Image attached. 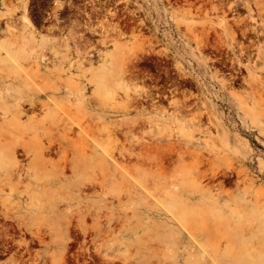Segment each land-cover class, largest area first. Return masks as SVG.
I'll use <instances>...</instances> for the list:
<instances>
[{
	"label": "rangeland",
	"instance_id": "rangeland-1",
	"mask_svg": "<svg viewBox=\"0 0 264 264\" xmlns=\"http://www.w3.org/2000/svg\"><path fill=\"white\" fill-rule=\"evenodd\" d=\"M127 2L131 28L126 35L112 28V23L121 24V20L104 17L105 39L92 44L94 63L71 67L67 41L71 45L74 41L66 38L68 28L47 26V22L35 17L37 13L28 10L37 26L33 29L24 20V8H28L29 0H0V48L6 47L0 49V71L16 70L11 60L3 59L7 52L14 53L11 44L15 36L9 26L23 31L28 39L40 42V52L46 55L53 71L72 73L66 83L59 82L58 101L62 112L69 111L64 113L66 122L74 123L76 130L79 128L76 123L83 125L84 130L78 136L80 141L103 140L114 156L123 160L122 153L129 146L123 145L119 125L137 115L110 112L108 104L116 93L123 95L118 77L115 80L122 68L119 66L135 55H143L145 50L152 54H145L143 61L152 62V66L147 67L142 61L138 67L148 87L162 83L159 78L169 80L181 76L193 90L167 98L158 96V104L166 108L162 131H167L168 135L180 134L181 129L190 130L191 118L201 119L193 135H197L198 144L189 146L190 151L184 147L183 152L172 153L162 163L168 157L170 136L162 140V147L144 149L142 164L134 156L125 164L110 161L104 164L100 150L96 162L79 167L75 172L68 170L63 184L48 185L51 199L61 198L62 209L73 216L72 236L80 237L89 252L95 254V264H245L249 258L247 252L264 255V60L257 54V44L252 46L249 38L244 40L238 35L236 41L244 40L245 45L253 47L249 48L253 62L244 56V64L253 66L244 67L241 72L229 71L222 62L239 52L238 47L235 54L227 46L237 44L231 34V30L239 32L233 19L238 16L237 12L228 14L237 28L231 27L230 18L229 29L222 23L221 11L210 7L194 9L185 0ZM189 7L193 8L191 12ZM243 12L246 11L240 10L243 15L247 13ZM141 27L144 28L142 34L139 33ZM215 27L217 32H214ZM96 37L101 39V36ZM212 45H217V50ZM110 54L112 63L106 67L105 59ZM216 55L222 56L221 60ZM70 56L76 57L77 53L72 51ZM63 66L64 70H55ZM75 87L83 90L87 99H97L95 109L93 105L86 107L87 115L68 100V96H72L70 89ZM152 89L162 94L161 89ZM186 172L191 178L181 184L179 221L161 210L168 211L160 202L165 199V189L160 183L163 178L167 179V185L175 189L174 183ZM214 172L218 176L208 179ZM195 174L206 175L203 185L207 190L188 199L183 188L198 187L192 179ZM63 227L67 228V224ZM49 237L47 246L36 245V248L33 245V252L49 256L47 264H77L74 253H83L79 244L67 251V263H61L56 258L60 252L52 246ZM7 254L0 258V264L8 263L12 253ZM53 256L59 262L53 263ZM104 257L108 258L106 262ZM262 259L264 263V256Z\"/></svg>",
	"mask_w": 264,
	"mask_h": 264
},
{
	"label": "bare ground",
	"instance_id": "bare-ground-1",
	"mask_svg": "<svg viewBox=\"0 0 264 264\" xmlns=\"http://www.w3.org/2000/svg\"><path fill=\"white\" fill-rule=\"evenodd\" d=\"M185 1L194 9L210 7L217 12L221 11L223 13H220L222 23L229 26V29H231L229 25L231 17L229 18L228 14L233 11L238 13V16L232 17L239 28V32L231 30L234 43L237 44H235L236 46H227L235 54L238 47L240 53L237 51V56H231L229 60L222 62L229 71L241 72L244 67L251 69L253 64L252 66L249 63L244 64V56L247 55L249 60L251 59L252 54L249 53V50L253 49V44H257V54L264 60V0ZM193 8H190L189 11L191 12ZM240 10L247 13L243 12L245 14L243 15ZM24 11L26 12L24 17L26 24L35 29V24L29 17L27 10ZM217 14L216 16L219 15ZM230 20L231 27H234L231 23L232 18ZM103 24L101 29L105 31ZM9 28L13 30L11 33L15 36L14 42L11 44L14 46V53L7 52V56L3 59L11 60L15 64L16 70L0 71V258L7 253H12L7 264H47L49 256L34 253L32 246H47L49 243L47 236H50L52 246L54 245L55 249L60 252L56 258L61 263H67V258H69L67 251L79 244V248L83 250V253L81 255L74 253L77 264H95L94 262H97L95 254L89 252V248L82 244L80 237L72 236L70 227L73 224V216H71V213L67 215L64 212L60 197L51 199V187L48 188V185L63 184L68 170L75 172L79 167L96 162L100 150L102 151L104 164H108V161L125 164L126 160L131 159L132 156L136 157L139 164H142L143 150L149 147L156 149L162 147V140L170 136L171 142L167 145L168 157L161 161L164 163L172 153H181L184 147L188 149L189 146L198 144L195 139L197 135L195 137L193 135L199 127L198 124L201 119L193 120L191 118L190 130L181 129L180 134L172 132L168 135L167 131H162L161 124L166 108L158 104L160 101L158 96L145 84V79L141 78L140 72L136 71L142 63L147 67L152 66V62L143 61L145 54H152V51L145 50L143 55H135L133 58L127 59L119 66L122 68L116 73L115 77V80L118 77L117 83L123 89V95L120 92L116 93L111 103L108 104L110 112L119 111L128 114L135 112L137 115L135 118L124 121L119 125V130L124 136L125 143L123 145L124 147L129 146L122 153L123 160L119 161L103 140L92 138L80 141L78 136L84 130L81 123H76L79 126L76 130L74 123L66 122L64 113H69V111H61L62 106L60 107L58 101L60 94L58 95L57 91L59 82L61 84L66 83L67 78L72 77V73L53 71L48 64L49 60L46 55L40 52V42L35 39H28L25 33L16 27L9 26ZM117 28L116 25H113V29L118 30ZM234 29L237 28L234 27ZM216 30L215 27L214 32H217ZM94 31L96 30L94 29ZM139 33L142 34V30L139 29ZM209 34L210 32H208V37ZM79 35L77 32H71L69 39H76ZM121 35H124V33L121 32ZM238 35H241L244 40L249 38V44L252 46L245 45L244 40L241 42L236 41ZM221 41L225 42L223 39ZM67 43V52L70 54L72 51L77 53L76 57L67 53L70 57L69 65L71 67L77 65L85 67L87 64L92 65L94 63L93 43L86 42L83 44V42H76V40L73 45L69 41ZM207 44L209 45V43ZM213 47H216V49H212L217 50V45ZM0 49L4 50L6 47L2 45ZM225 53L228 55V52H224V55ZM112 58V54L106 59L104 58L107 62L106 67L111 66ZM227 61L230 62V65ZM45 69L47 71H44ZM56 69L64 70L65 68L63 66ZM68 71H70V68H68ZM233 76H235L234 73ZM138 82H142L141 85ZM224 85L227 84L224 83ZM70 90L72 96H68V100L73 105L76 103L77 108L85 115L89 114L86 111L87 106L92 107L93 105L95 109V101H97L95 97L87 99L82 92L83 90L77 87ZM76 90L78 91L77 94H75ZM119 98H123V100L119 101ZM146 114L149 116L144 117ZM198 115L203 117L200 114ZM181 126L186 128L184 124H181ZM173 139L177 140L173 141ZM208 143L211 145L210 142L206 144ZM217 176L218 173L214 172L208 179L214 180ZM205 177L204 174L193 175L192 179L198 183V187L194 189L183 188V194H186L188 199L198 193L204 194L207 190L206 185H203ZM190 178L189 172L184 173L177 183H174L175 189H171L167 185V179L163 178L162 182H159L165 189L163 193L165 199H158L169 212L163 208L161 210L177 220L179 219V221V215L182 213L178 204L181 184L184 185ZM56 191H59V188ZM1 220H4V222ZM63 224H67V228H64ZM83 241L85 244L86 239ZM14 248L17 249L14 250ZM86 252L88 256L83 255ZM248 255L247 262L250 261V263L246 262L245 264H264L262 253L252 251L249 254L247 252ZM54 258L55 256H53V263L59 262ZM104 260L106 262L108 258L104 257Z\"/></svg>",
	"mask_w": 264,
	"mask_h": 264
},
{
	"label": "flooded vegetation",
	"instance_id": "flooded-vegetation-1",
	"mask_svg": "<svg viewBox=\"0 0 264 264\" xmlns=\"http://www.w3.org/2000/svg\"><path fill=\"white\" fill-rule=\"evenodd\" d=\"M127 1L130 2V0H29L28 8L25 7L24 10L37 13L35 17L47 22L49 24L47 26H54L56 29L68 28L69 35L66 38L70 37L71 32L80 34L76 39L70 38L71 41L98 44L105 39V31L101 29L102 23H105L104 17L108 19L112 16V18L122 21L121 24L119 22L112 23L118 27V30L113 29L114 31H119L120 34L123 32L126 35V31L130 30L131 11L126 4ZM129 2L127 3L129 4ZM144 28H140L143 33ZM96 36H101V39ZM136 70L141 71V68L137 67ZM158 80L162 83L151 87V89H161L162 94L154 92L157 96L167 98L174 96L175 93L193 91L181 76L169 80L162 77Z\"/></svg>",
	"mask_w": 264,
	"mask_h": 264
}]
</instances>
